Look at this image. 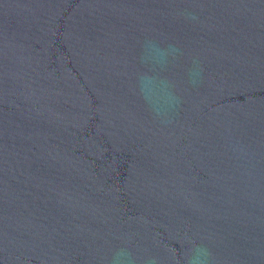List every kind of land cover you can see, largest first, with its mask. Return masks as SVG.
Here are the masks:
<instances>
[{"label": "water", "instance_id": "1", "mask_svg": "<svg viewBox=\"0 0 264 264\" xmlns=\"http://www.w3.org/2000/svg\"><path fill=\"white\" fill-rule=\"evenodd\" d=\"M0 264H264V0H0Z\"/></svg>", "mask_w": 264, "mask_h": 264}]
</instances>
